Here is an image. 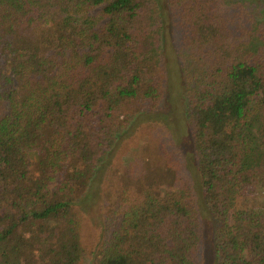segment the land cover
Masks as SVG:
<instances>
[{
  "label": "trees",
  "instance_id": "1",
  "mask_svg": "<svg viewBox=\"0 0 264 264\" xmlns=\"http://www.w3.org/2000/svg\"><path fill=\"white\" fill-rule=\"evenodd\" d=\"M168 41L201 207L173 163L114 165L91 214L107 155L160 112ZM200 208L216 264H264V0H0V264H199Z\"/></svg>",
  "mask_w": 264,
  "mask_h": 264
},
{
  "label": "rangeland",
  "instance_id": "2",
  "mask_svg": "<svg viewBox=\"0 0 264 264\" xmlns=\"http://www.w3.org/2000/svg\"><path fill=\"white\" fill-rule=\"evenodd\" d=\"M252 12L257 16V9H253ZM168 20L169 18L166 19L167 23ZM172 44L168 41L162 53L166 64V76L160 112L152 114L149 118H146L147 116L143 113L134 116L126 130L128 134L120 141L117 149L113 151L114 153L111 156L107 155L104 161L107 163L106 167H103V170L97 174V194L95 196L97 203L91 214L104 216L109 205L107 195H111L116 186L121 187L122 185V183H117L116 179L108 182V184L102 183L104 174L114 165L118 169L125 168L132 171V175H139L144 179L148 177L147 174L154 172L156 166L161 167L166 163H173L179 181L185 183V187L190 191L196 206L201 207L193 170L195 162L191 153L190 133L183 112L184 81L179 66L182 62L178 59L175 46ZM154 115H162L165 118L155 119L153 118ZM93 200H95L94 197ZM199 215L201 224L199 264H216L212 252L213 222L202 209ZM91 223V221L87 222L83 231V243L89 251L94 249V245L98 242L97 232ZM89 259L88 256L82 264H91Z\"/></svg>",
  "mask_w": 264,
  "mask_h": 264
}]
</instances>
